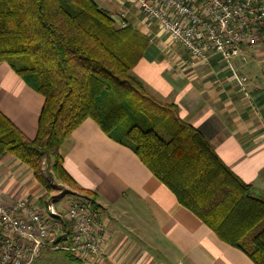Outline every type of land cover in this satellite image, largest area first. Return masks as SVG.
Segmentation results:
<instances>
[{"label": "trees", "instance_id": "1", "mask_svg": "<svg viewBox=\"0 0 264 264\" xmlns=\"http://www.w3.org/2000/svg\"><path fill=\"white\" fill-rule=\"evenodd\" d=\"M148 44L146 35L120 27L94 0H0V63L44 98L34 139L0 111V156L11 155L31 169L45 190L43 207L56 181L98 209L97 194L77 185L60 153L91 119L132 150L220 241L264 264V200L179 117L176 105L134 74Z\"/></svg>", "mask_w": 264, "mask_h": 264}, {"label": "crops", "instance_id": "2", "mask_svg": "<svg viewBox=\"0 0 264 264\" xmlns=\"http://www.w3.org/2000/svg\"><path fill=\"white\" fill-rule=\"evenodd\" d=\"M114 19L124 14L149 38L134 74L158 97L178 107L179 117L198 129L223 163L253 196L264 200V31L247 61L235 59L234 73L218 58L192 63L132 0H94ZM235 76L247 82L242 89ZM44 98L0 63V111L34 139ZM63 167L77 185L97 194L101 220L109 227L107 254L83 261L72 253L43 249L34 264H254L220 241L129 148L85 120L60 150ZM45 194L33 172L11 155L0 156V202L38 204Z\"/></svg>", "mask_w": 264, "mask_h": 264}, {"label": "built area", "instance_id": "3", "mask_svg": "<svg viewBox=\"0 0 264 264\" xmlns=\"http://www.w3.org/2000/svg\"><path fill=\"white\" fill-rule=\"evenodd\" d=\"M148 24L188 52L192 63L218 57L235 75L233 61L259 45L264 0H132ZM117 21L124 27V14ZM243 89L247 79L235 76ZM62 211L26 200L0 202V264H34L45 248L83 261L107 254L109 227L92 203L67 199Z\"/></svg>", "mask_w": 264, "mask_h": 264}, {"label": "rangeland", "instance_id": "4", "mask_svg": "<svg viewBox=\"0 0 264 264\" xmlns=\"http://www.w3.org/2000/svg\"><path fill=\"white\" fill-rule=\"evenodd\" d=\"M50 167H51V165L50 166H48L47 164L45 165V168L50 169ZM52 185L54 186V188H53L54 190L49 195L48 205L54 203L56 209L58 210V212L62 211V208H64L65 204H67L66 203V200L68 198L69 199H73V198L80 197V198L86 200V198L82 194H80L79 192L74 191L73 189L67 187L66 185H62V184H60V183H58L56 181H54L52 183ZM38 205H41V203L39 202ZM92 207H93L94 210H96L97 212H99V218H100L99 208L98 209H95L93 204H92ZM100 220H101V218H100ZM101 221H103V220H101Z\"/></svg>", "mask_w": 264, "mask_h": 264}]
</instances>
